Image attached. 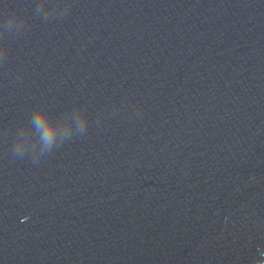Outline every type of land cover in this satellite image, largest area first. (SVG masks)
Segmentation results:
<instances>
[{
    "label": "water",
    "instance_id": "1",
    "mask_svg": "<svg viewBox=\"0 0 264 264\" xmlns=\"http://www.w3.org/2000/svg\"><path fill=\"white\" fill-rule=\"evenodd\" d=\"M260 263L264 0H0V264Z\"/></svg>",
    "mask_w": 264,
    "mask_h": 264
},
{
    "label": "clouds",
    "instance_id": "2",
    "mask_svg": "<svg viewBox=\"0 0 264 264\" xmlns=\"http://www.w3.org/2000/svg\"><path fill=\"white\" fill-rule=\"evenodd\" d=\"M45 137H46V139H48V140L51 139V136H50V134H49V132H48L47 130L45 131Z\"/></svg>",
    "mask_w": 264,
    "mask_h": 264
},
{
    "label": "bare ground",
    "instance_id": "3",
    "mask_svg": "<svg viewBox=\"0 0 264 264\" xmlns=\"http://www.w3.org/2000/svg\"><path fill=\"white\" fill-rule=\"evenodd\" d=\"M261 264V263H260ZM262 264H264V263H262Z\"/></svg>",
    "mask_w": 264,
    "mask_h": 264
}]
</instances>
